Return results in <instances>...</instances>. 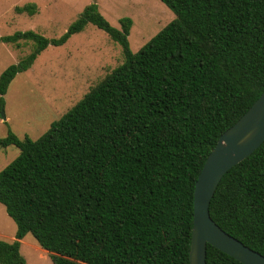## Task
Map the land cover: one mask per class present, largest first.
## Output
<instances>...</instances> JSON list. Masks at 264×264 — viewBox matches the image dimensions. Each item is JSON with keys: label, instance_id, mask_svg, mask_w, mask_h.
I'll return each mask as SVG.
<instances>
[{"label": "trees", "instance_id": "1", "mask_svg": "<svg viewBox=\"0 0 264 264\" xmlns=\"http://www.w3.org/2000/svg\"><path fill=\"white\" fill-rule=\"evenodd\" d=\"M175 19L138 52L131 18L113 26L90 4L60 38L32 43L0 75V110L19 74L49 47L93 25L124 61L37 140L9 132L19 156L0 172V203L17 224L0 264H27L32 234L53 264H190L195 188L220 137L264 93V0H160ZM35 15L36 4L16 7ZM227 233L264 255V143L222 179L210 205ZM207 264H242L208 245Z\"/></svg>", "mask_w": 264, "mask_h": 264}, {"label": "rangeland", "instance_id": "2", "mask_svg": "<svg viewBox=\"0 0 264 264\" xmlns=\"http://www.w3.org/2000/svg\"><path fill=\"white\" fill-rule=\"evenodd\" d=\"M29 3L37 5L35 15L16 13V7ZM90 4H97L117 28L122 18L133 20L129 41L134 53L175 19L174 12L160 0H0V36L32 30L47 38H60ZM32 46L28 43L17 48L0 43V75L27 56ZM123 61L122 47L93 25L65 45L49 47L29 71L19 74L10 85L0 110V138L13 132L22 139L29 136L37 140ZM19 154L14 146L0 147V172ZM17 229L0 203V240L13 243ZM21 253L27 264H53L32 234L22 240Z\"/></svg>", "mask_w": 264, "mask_h": 264}, {"label": "water", "instance_id": "3", "mask_svg": "<svg viewBox=\"0 0 264 264\" xmlns=\"http://www.w3.org/2000/svg\"><path fill=\"white\" fill-rule=\"evenodd\" d=\"M7 121L5 112H1ZM264 143V93L248 112L219 139L195 188L190 264H207L211 245L242 264H264V255L227 233L212 218L210 205L225 175Z\"/></svg>", "mask_w": 264, "mask_h": 264}]
</instances>
